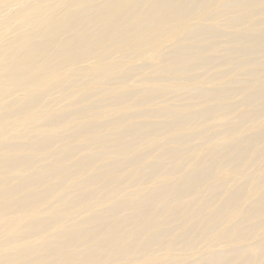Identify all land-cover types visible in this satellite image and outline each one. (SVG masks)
Returning a JSON list of instances; mask_svg holds the SVG:
<instances>
[{"label":"bare ground","instance_id":"obj_1","mask_svg":"<svg viewBox=\"0 0 264 264\" xmlns=\"http://www.w3.org/2000/svg\"><path fill=\"white\" fill-rule=\"evenodd\" d=\"M32 1L0 6V264H264V0Z\"/></svg>","mask_w":264,"mask_h":264},{"label":"rangeland","instance_id":"obj_2","mask_svg":"<svg viewBox=\"0 0 264 264\" xmlns=\"http://www.w3.org/2000/svg\"><path fill=\"white\" fill-rule=\"evenodd\" d=\"M14 1L15 0H0V6L5 5L7 3H12ZM36 4H37V1L34 0L27 7H30L31 6V7H33V9H35L37 7ZM44 4L45 5H50V1H45ZM16 12L17 11L12 12L11 14H8V15H10V17L11 16L13 17ZM2 17H3V15L0 12V21H1ZM18 22H20V20H18V21H12L9 25L2 24L0 22V41L5 40V38L8 37V36H10V38H13L15 36V33L13 32V30L17 26ZM242 109H243V106H241V107L238 108V110H242Z\"/></svg>","mask_w":264,"mask_h":264}]
</instances>
